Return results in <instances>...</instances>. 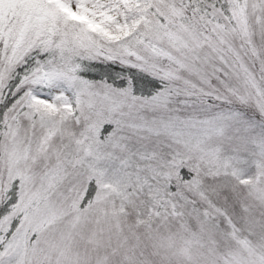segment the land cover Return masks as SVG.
Wrapping results in <instances>:
<instances>
[{
  "label": "snow or ice",
  "instance_id": "snow-or-ice-1",
  "mask_svg": "<svg viewBox=\"0 0 264 264\" xmlns=\"http://www.w3.org/2000/svg\"><path fill=\"white\" fill-rule=\"evenodd\" d=\"M0 264H264V0H0Z\"/></svg>",
  "mask_w": 264,
  "mask_h": 264
}]
</instances>
